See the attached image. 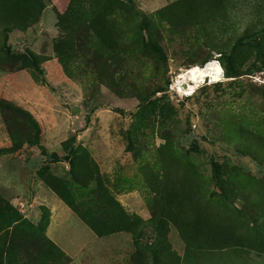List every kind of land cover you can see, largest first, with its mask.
Listing matches in <instances>:
<instances>
[{"label":"rangeland","instance_id":"obj_1","mask_svg":"<svg viewBox=\"0 0 264 264\" xmlns=\"http://www.w3.org/2000/svg\"><path fill=\"white\" fill-rule=\"evenodd\" d=\"M6 2L0 264H264V0Z\"/></svg>","mask_w":264,"mask_h":264},{"label":"trees","instance_id":"obj_2","mask_svg":"<svg viewBox=\"0 0 264 264\" xmlns=\"http://www.w3.org/2000/svg\"><path fill=\"white\" fill-rule=\"evenodd\" d=\"M6 1L9 0H0V30L2 31H6L9 28L20 27V23L23 18L21 13L17 11V9L13 10L9 7V4ZM189 1L190 0H185V2ZM24 28H28V26H25ZM111 203L113 204V201H111ZM112 207L114 209L119 208L117 204ZM131 226L133 227V225L128 222V225L116 226L114 230H116V232H126L132 229ZM179 231L188 245L187 248L191 252L199 249L205 251H221L228 249L229 247L235 249L251 247L252 249L258 248L260 250L259 252L264 254V234L256 236L254 240H251L249 236H237L230 229H210V227H208V229L204 232L203 229H200L191 223L180 225Z\"/></svg>","mask_w":264,"mask_h":264},{"label":"bare ground","instance_id":"obj_3","mask_svg":"<svg viewBox=\"0 0 264 264\" xmlns=\"http://www.w3.org/2000/svg\"><path fill=\"white\" fill-rule=\"evenodd\" d=\"M221 77V70L215 62H210L206 67H193L188 71H183L179 80L184 84H189L190 89L199 83L205 82L207 79L218 80Z\"/></svg>","mask_w":264,"mask_h":264}]
</instances>
